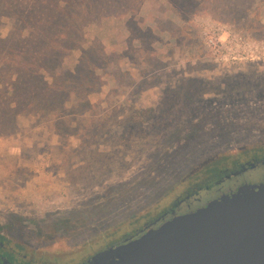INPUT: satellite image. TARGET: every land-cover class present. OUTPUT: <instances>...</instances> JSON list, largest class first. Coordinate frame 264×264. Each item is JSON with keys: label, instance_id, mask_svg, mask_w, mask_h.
I'll return each mask as SVG.
<instances>
[{"label": "rangeland", "instance_id": "obj_1", "mask_svg": "<svg viewBox=\"0 0 264 264\" xmlns=\"http://www.w3.org/2000/svg\"><path fill=\"white\" fill-rule=\"evenodd\" d=\"M54 12L24 32L0 22V38L24 43L0 55V221L46 259L126 236L199 164L245 162L264 142V56L217 59L201 36L219 24L264 46V0H64ZM57 221L67 233L45 238ZM74 222L85 228L69 233Z\"/></svg>", "mask_w": 264, "mask_h": 264}, {"label": "water", "instance_id": "obj_2", "mask_svg": "<svg viewBox=\"0 0 264 264\" xmlns=\"http://www.w3.org/2000/svg\"><path fill=\"white\" fill-rule=\"evenodd\" d=\"M87 264H264V184L177 216Z\"/></svg>", "mask_w": 264, "mask_h": 264}, {"label": "flooded vegetation", "instance_id": "obj_3", "mask_svg": "<svg viewBox=\"0 0 264 264\" xmlns=\"http://www.w3.org/2000/svg\"><path fill=\"white\" fill-rule=\"evenodd\" d=\"M249 164H255V166L251 167ZM262 167H264V159L253 158L245 162H240L237 166L227 169L213 184L201 186L191 191L185 190L180 192L168 205L162 207L156 214H151L126 236L123 235L112 243H105L96 250H94L92 241L85 243L81 242L79 243L80 247L72 249L71 255L63 258L46 259L34 257L33 255L38 253L35 251L29 233L17 235L18 233L16 234L15 232V224L12 218H9L6 223L0 221V264H87L98 253L112 246H117L132 239L139 238L149 230L157 229L177 216L196 212L206 207L209 203L221 199L223 196L237 193L243 187L264 184V176L256 181L245 178L248 173ZM234 173H236V175H234ZM203 191L206 192V195H204ZM73 212L72 215L79 213L78 211ZM26 222L27 223L23 224L27 225L26 227L28 229L36 225L33 221L31 226L28 221ZM80 223L81 224L74 222L71 224L69 233L85 228V225H82V222ZM52 225L53 230L51 232H43L39 228L38 233L42 231L44 237H47V239L59 234V230H63L62 232L65 234L67 233L66 228L68 225H66V223L57 221Z\"/></svg>", "mask_w": 264, "mask_h": 264}, {"label": "trees", "instance_id": "obj_4", "mask_svg": "<svg viewBox=\"0 0 264 264\" xmlns=\"http://www.w3.org/2000/svg\"><path fill=\"white\" fill-rule=\"evenodd\" d=\"M62 2H64V0H0V22L4 18L14 19L15 31L22 30L24 32L27 28L31 29L42 24L46 18H51L52 21L55 18L54 10H57ZM49 14H51V17H47ZM10 44H18L15 48L19 51H21L24 46L23 40H20L18 43H11L10 37L4 39L0 38V52H2L0 55L8 54L9 50H11L9 49ZM35 44L37 43L35 42ZM6 61L7 59L4 57L1 65L5 64ZM37 88L40 89L39 86H37ZM241 154L244 155L247 160L253 158L264 159V142L246 146ZM242 160L241 157H233L232 155L225 154L208 162L199 164L188 176V186L186 190L191 191L201 186L213 184L227 169L237 166ZM111 211L112 210H109L102 215H109ZM99 216H101V214ZM99 216L97 215V219L94 217L93 221L90 220L89 222H96Z\"/></svg>", "mask_w": 264, "mask_h": 264}, {"label": "built area", "instance_id": "obj_5", "mask_svg": "<svg viewBox=\"0 0 264 264\" xmlns=\"http://www.w3.org/2000/svg\"><path fill=\"white\" fill-rule=\"evenodd\" d=\"M201 36L214 56L222 60H254L264 56V46L219 24L202 27Z\"/></svg>", "mask_w": 264, "mask_h": 264}]
</instances>
